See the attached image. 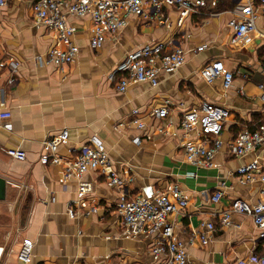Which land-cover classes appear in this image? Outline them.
<instances>
[{
    "label": "crops",
    "instance_id": "obj_1",
    "mask_svg": "<svg viewBox=\"0 0 264 264\" xmlns=\"http://www.w3.org/2000/svg\"><path fill=\"white\" fill-rule=\"evenodd\" d=\"M31 1L13 0L0 8V112H10L9 118H0V177L5 180L0 264H155L151 248L156 237L123 234L116 210L120 188L88 170L81 181L90 191L75 206L79 181L63 180L60 165L38 161L43 142L62 129L68 130V138L58 145L56 155L74 157L91 135L99 136L128 195H153L177 186L188 200L184 209L168 217L178 239L186 242L202 220L214 223L208 240L196 237L186 245L188 264H236L241 259L256 264L250 258L264 253V242L252 219L232 213L231 224L225 226L219 214L233 199L264 201V183H238L235 175L237 167L253 159L264 166V146L244 157L228 148L240 129L264 121L258 88L264 84V17L258 14L255 30L232 41L228 21L247 0H205L200 14L181 23L178 12L164 6V23L129 15L124 27L107 33L102 46L92 49L90 17L66 15L78 52L71 63L55 67L43 63V57L52 46L64 45L53 30L35 20ZM63 1L65 11L72 0ZM156 42L166 43L169 50L181 46L186 52L182 66L161 76L156 85L136 82L117 91L111 75L120 61ZM201 45L206 47L196 51ZM214 59L234 73L228 88L220 78L208 83L199 75ZM204 99L230 111L212 168L187 163L181 148L183 139L197 138L196 130L181 128L182 115ZM164 105L165 117L149 115ZM134 109L143 128L131 121ZM6 149L24 151L25 160L6 155ZM218 189L223 196L212 201ZM91 205H97V211L84 215ZM69 206L77 212L74 217L68 215ZM23 241L33 245L27 263L17 259Z\"/></svg>",
    "mask_w": 264,
    "mask_h": 264
},
{
    "label": "built area",
    "instance_id": "obj_2",
    "mask_svg": "<svg viewBox=\"0 0 264 264\" xmlns=\"http://www.w3.org/2000/svg\"><path fill=\"white\" fill-rule=\"evenodd\" d=\"M11 1L13 0H0V8ZM256 1L257 3L247 0V3L238 8L237 15L228 21V25L233 29L232 41H238L255 30L258 14L264 17V0ZM63 4V0L31 1L35 20L53 30L56 40L64 45V48L58 45L52 46L43 57V63L55 67L71 63L78 52L77 46L72 41L74 29L67 23L66 15L90 17L89 45L92 49H97L102 46L107 33H115L126 25L129 15L164 23L161 11L164 6H170L178 12L181 23L191 14H200L205 6V0H72L67 4L65 11ZM150 11H152L151 14ZM166 45L163 42L147 43L128 53L111 75L116 90L124 92L131 83L136 82L156 85L161 76L177 71L186 60V52L179 45L173 46L170 50L166 48ZM205 47L206 45H201L195 50L201 51ZM12 67L15 65L12 64ZM233 74V71L226 69L217 59L205 63L199 72L201 78L208 83L220 78L224 88L231 86ZM258 88L259 98L264 103V84H259ZM167 110L168 107L164 105L153 109L149 115L158 119L163 118ZM133 114L131 121L138 128H143L145 124L137 117L138 110L134 109ZM229 115L230 111L227 108L206 99L201 101L197 109L183 113L181 128L184 132L196 130L197 136L196 140L183 139L181 142L187 163L197 168L214 167V156L222 145L221 132ZM9 117V111L0 112L1 119ZM158 130L163 131L161 128ZM67 138L68 130L62 129L57 135L46 139L38 161L42 164L60 165L63 180L79 181L76 200L72 203L75 206L90 191L89 184L81 181L88 170L98 171L105 176L109 185L120 188L122 192L116 201V210L121 219L123 234L156 237L151 248L155 264H188L186 245H192L196 237L201 242L211 237L216 227L213 222L207 220L200 222L199 231L190 236L186 242L174 235V226L168 221V217L184 209L188 203L177 186L153 195L146 193L128 195L125 191V183L113 170L111 159L99 136L91 135L88 142L74 157L63 159L56 155V149L58 145L65 143ZM262 146H264V121L240 129L229 142L228 148L234 156L244 157ZM5 153L19 160L26 158L24 151L20 149H6ZM235 175L238 183L255 181L264 183V166H260L257 159H253L237 167ZM222 196L223 191L218 189L212 194L211 200L218 201ZM97 209V205H91L84 215L96 212ZM67 212L70 217L77 214L73 206H69ZM232 213L248 215L258 230V239L264 242V201L249 203L243 199H233L229 207L219 214L221 225L231 224ZM32 249L31 242L23 241L17 253L18 261L27 263ZM250 260L256 264H264V253L254 254ZM236 264H246V260L241 259Z\"/></svg>",
    "mask_w": 264,
    "mask_h": 264
},
{
    "label": "water",
    "instance_id": "obj_3",
    "mask_svg": "<svg viewBox=\"0 0 264 264\" xmlns=\"http://www.w3.org/2000/svg\"><path fill=\"white\" fill-rule=\"evenodd\" d=\"M5 186V180L0 177V199L3 198V191Z\"/></svg>",
    "mask_w": 264,
    "mask_h": 264
}]
</instances>
